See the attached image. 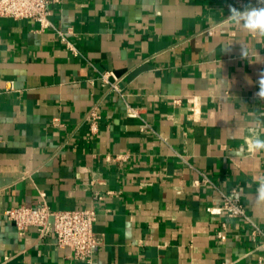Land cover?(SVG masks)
I'll return each instance as SVG.
<instances>
[{
  "label": "crops",
  "instance_id": "crops-1",
  "mask_svg": "<svg viewBox=\"0 0 264 264\" xmlns=\"http://www.w3.org/2000/svg\"><path fill=\"white\" fill-rule=\"evenodd\" d=\"M230 6L264 4L61 0L49 5V19L66 39L32 19L0 17V264L264 257L250 223L207 210L235 190L264 230L256 182L264 178V153L246 148L253 131L264 139L257 123L264 100L256 95L264 37L222 26ZM204 176L209 181L196 184ZM41 202L96 208L102 242L92 263L35 227L21 235L4 213Z\"/></svg>",
  "mask_w": 264,
  "mask_h": 264
},
{
  "label": "built area",
  "instance_id": "built-area-1",
  "mask_svg": "<svg viewBox=\"0 0 264 264\" xmlns=\"http://www.w3.org/2000/svg\"><path fill=\"white\" fill-rule=\"evenodd\" d=\"M61 0H0V17L15 19H32L41 25V28H53L56 34L66 39L64 32L54 26L50 21L51 3ZM69 48L78 54V49L72 44ZM110 72L102 74V79L108 81ZM117 89V88H116ZM135 111L134 108H130ZM89 116L92 120V129L96 130L99 120L97 108H93ZM209 180H196V184ZM223 202L220 206H209L207 210L212 214L226 213L230 217H242L253 227V240L258 244L257 248H264V230L253 223L247 214L241 197L234 190L231 193H222ZM5 215L15 222L19 233L24 235L31 227L37 228L40 237L54 235L55 244L59 247H69L75 258L92 263L94 254L102 242V238L94 231V223L97 219V210L94 206L81 210H54L45 202L36 206L20 205L10 207L4 211ZM261 238V239H260ZM224 264H264V257L260 256L255 263H239L231 261Z\"/></svg>",
  "mask_w": 264,
  "mask_h": 264
},
{
  "label": "clouds",
  "instance_id": "clouds-1",
  "mask_svg": "<svg viewBox=\"0 0 264 264\" xmlns=\"http://www.w3.org/2000/svg\"><path fill=\"white\" fill-rule=\"evenodd\" d=\"M258 3L264 4V0H258ZM230 15L222 21V26H237L254 36L264 37V7H246L243 11L235 7L229 8ZM242 55L248 57V50L242 46ZM250 82V81H249ZM259 91L256 95L264 100V72L259 74L258 79ZM264 116V112L260 113ZM257 123H264L259 118ZM246 148L249 152L264 153V139L261 138L259 132L253 131L246 141ZM245 151V146L242 145L236 152L237 155ZM257 187V199L264 201V178H260Z\"/></svg>",
  "mask_w": 264,
  "mask_h": 264
}]
</instances>
